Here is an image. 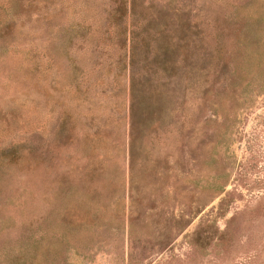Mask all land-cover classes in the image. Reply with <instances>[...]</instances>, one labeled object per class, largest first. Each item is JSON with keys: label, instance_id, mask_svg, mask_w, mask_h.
I'll use <instances>...</instances> for the list:
<instances>
[{"label": "rangeland", "instance_id": "1", "mask_svg": "<svg viewBox=\"0 0 264 264\" xmlns=\"http://www.w3.org/2000/svg\"><path fill=\"white\" fill-rule=\"evenodd\" d=\"M121 1L0 0V264H264L261 61L202 70L129 170ZM233 3L205 47L264 50V0Z\"/></svg>", "mask_w": 264, "mask_h": 264}, {"label": "trees", "instance_id": "2", "mask_svg": "<svg viewBox=\"0 0 264 264\" xmlns=\"http://www.w3.org/2000/svg\"><path fill=\"white\" fill-rule=\"evenodd\" d=\"M118 7L120 15L128 18L121 28L124 46L127 41L130 170L145 128L155 126L166 105L182 103L183 93L192 88L202 70L218 65L234 83L233 78H241L240 72L259 68L260 61L264 67V50L257 51L258 46L250 47L241 38L223 54L205 47L209 26L218 34L231 30L236 22L235 3L226 9L211 7L208 0H147L146 4L145 0H122ZM33 239L29 232L26 241Z\"/></svg>", "mask_w": 264, "mask_h": 264}]
</instances>
